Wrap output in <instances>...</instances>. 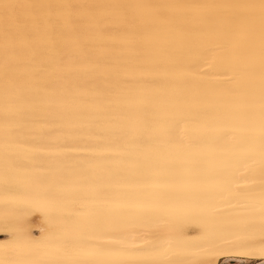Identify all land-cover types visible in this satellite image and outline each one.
<instances>
[{
  "label": "bare ground",
  "instance_id": "bare-ground-1",
  "mask_svg": "<svg viewBox=\"0 0 264 264\" xmlns=\"http://www.w3.org/2000/svg\"><path fill=\"white\" fill-rule=\"evenodd\" d=\"M229 260L264 261V0H0V264Z\"/></svg>",
  "mask_w": 264,
  "mask_h": 264
},
{
  "label": "rangeland",
  "instance_id": "rangeland-1",
  "mask_svg": "<svg viewBox=\"0 0 264 264\" xmlns=\"http://www.w3.org/2000/svg\"><path fill=\"white\" fill-rule=\"evenodd\" d=\"M39 228L40 225L38 226ZM220 264H264V261H237V260H229V261H221Z\"/></svg>",
  "mask_w": 264,
  "mask_h": 264
}]
</instances>
